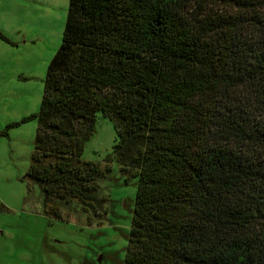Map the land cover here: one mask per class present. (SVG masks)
Segmentation results:
<instances>
[{
	"label": "trees",
	"instance_id": "1",
	"mask_svg": "<svg viewBox=\"0 0 264 264\" xmlns=\"http://www.w3.org/2000/svg\"><path fill=\"white\" fill-rule=\"evenodd\" d=\"M98 112L137 180L124 264H264V0H69L30 116L45 207L98 205Z\"/></svg>",
	"mask_w": 264,
	"mask_h": 264
},
{
	"label": "rangeland",
	"instance_id": "2",
	"mask_svg": "<svg viewBox=\"0 0 264 264\" xmlns=\"http://www.w3.org/2000/svg\"><path fill=\"white\" fill-rule=\"evenodd\" d=\"M69 0H0V264H124L136 179L113 159V122L99 112L82 159L98 165L97 206L45 207L26 178L47 68L62 42ZM28 118V119H27ZM27 119V120H26Z\"/></svg>",
	"mask_w": 264,
	"mask_h": 264
}]
</instances>
